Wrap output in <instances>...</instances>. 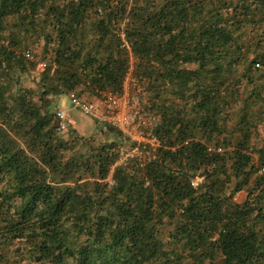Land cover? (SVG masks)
Instances as JSON below:
<instances>
[{
	"label": "trees",
	"instance_id": "obj_1",
	"mask_svg": "<svg viewBox=\"0 0 264 264\" xmlns=\"http://www.w3.org/2000/svg\"><path fill=\"white\" fill-rule=\"evenodd\" d=\"M129 73L154 145L60 132ZM0 264H264V0H0Z\"/></svg>",
	"mask_w": 264,
	"mask_h": 264
},
{
	"label": "built area",
	"instance_id": "obj_2",
	"mask_svg": "<svg viewBox=\"0 0 264 264\" xmlns=\"http://www.w3.org/2000/svg\"><path fill=\"white\" fill-rule=\"evenodd\" d=\"M25 56L32 59V55L28 52L25 53ZM37 67L39 70H43L45 63L40 61ZM132 81L129 73L124 82V91L121 95L103 93L92 100L77 98L71 94L67 97L73 109L103 128L108 126L117 129L130 142L154 145L155 140L152 130L160 122V118L148 110L146 99L130 92ZM56 117L59 120L60 132H65L68 128L67 112L62 108H56ZM133 155H140L137 148L127 152L121 161ZM109 182H111L110 179Z\"/></svg>",
	"mask_w": 264,
	"mask_h": 264
},
{
	"label": "rangeland",
	"instance_id": "obj_3",
	"mask_svg": "<svg viewBox=\"0 0 264 264\" xmlns=\"http://www.w3.org/2000/svg\"><path fill=\"white\" fill-rule=\"evenodd\" d=\"M37 71H39V69H37ZM81 98L92 100L94 97L83 96ZM57 100V108H62L67 112V122L70 126L76 128V130L82 135H89L94 132L95 122L90 118L80 114L77 110L73 109L67 96H60ZM243 195V193H240L236 197V200H241Z\"/></svg>",
	"mask_w": 264,
	"mask_h": 264
}]
</instances>
